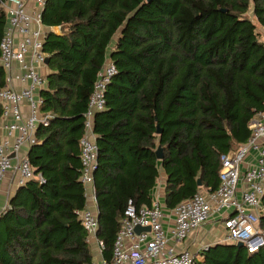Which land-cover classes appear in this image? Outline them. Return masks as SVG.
I'll use <instances>...</instances> for the list:
<instances>
[{"label":"trees","instance_id":"16d2710c","mask_svg":"<svg viewBox=\"0 0 264 264\" xmlns=\"http://www.w3.org/2000/svg\"><path fill=\"white\" fill-rule=\"evenodd\" d=\"M248 10L264 30V0L44 1L47 72L39 95L51 118L25 152L42 182L17 187L0 214V264L91 263L78 219L85 208L78 141L106 58L116 71L92 118L102 258L110 257L126 201L150 207L159 170L167 211L216 189L220 156L245 141L247 123L264 111V40ZM4 24L0 7V38ZM59 25L63 33L51 31ZM199 254L193 264H264V248L214 244Z\"/></svg>","mask_w":264,"mask_h":264},{"label":"built area","instance_id":"2783aa9c","mask_svg":"<svg viewBox=\"0 0 264 264\" xmlns=\"http://www.w3.org/2000/svg\"><path fill=\"white\" fill-rule=\"evenodd\" d=\"M45 0H0L5 24L0 38V66L4 85L0 88V189L6 174L17 177L16 188L36 179L25 152L38 140L35 131L46 126L49 112L40 109L39 91L45 85L41 68L46 53L42 49L45 27L41 10ZM108 59L96 72L83 113L79 138V177L83 187L85 208L78 213L86 242H93L98 259L90 264H193L202 261L199 252L212 244H202L194 252L180 245L211 218L221 227V239L213 244H241L247 253L264 248V230L260 227L264 198V111L249 122V135L235 149L220 156L218 185L214 191L195 193L172 210L152 198L150 207L136 208L129 199L110 250V257L101 256L103 244L95 238L96 215L86 206L95 207L92 173L96 163L95 135L92 118L103 109L104 91L115 73ZM6 205L0 208V214ZM165 212L171 216L167 230L162 229ZM135 227H148V232L135 234Z\"/></svg>","mask_w":264,"mask_h":264},{"label":"crops","instance_id":"0c3cea01","mask_svg":"<svg viewBox=\"0 0 264 264\" xmlns=\"http://www.w3.org/2000/svg\"><path fill=\"white\" fill-rule=\"evenodd\" d=\"M52 32L57 33L56 27L50 28ZM112 44L109 45V49H111ZM105 60H108L106 58ZM47 72L46 64L44 67L41 68V73L45 76ZM1 120H0V136L3 134V130L1 128ZM16 180L17 177L15 175H12L11 173H8L5 175L2 183H1V189H0V208L7 204V201L9 197L13 194V192L16 189ZM163 173L161 170L158 172V180L155 183V187L152 192V198L157 199L162 204V195H163ZM86 206L90 208L93 212H95V207H93V204L90 201H86ZM164 219L162 223V229L167 230L168 226L170 225L171 216L168 212H165ZM216 227L219 228V231H216ZM221 227L217 226L215 223V220L211 218L206 224H204L199 230L192 233L187 239L181 243V248H187L190 251H194L197 246L202 244H212L217 240V233L221 232ZM213 236L212 241H207V236ZM211 245V246H212ZM89 251L91 253V260L95 261L98 259V256L96 254V248L93 242L88 243Z\"/></svg>","mask_w":264,"mask_h":264},{"label":"water","instance_id":"95a60500","mask_svg":"<svg viewBox=\"0 0 264 264\" xmlns=\"http://www.w3.org/2000/svg\"><path fill=\"white\" fill-rule=\"evenodd\" d=\"M64 26L63 25H59L56 27V30H57V33L60 34V33H63L65 30H64ZM47 63V57H45L44 59V64ZM156 132H159V129L156 127ZM155 156H156V159L157 160H160L161 159V150L159 147L156 148L155 150ZM197 185H199L198 181H197ZM148 227H135L134 228V232L135 234H138L139 232H148ZM235 248H241V244L240 243H237L236 245H234Z\"/></svg>","mask_w":264,"mask_h":264},{"label":"rangeland","instance_id":"374dc122","mask_svg":"<svg viewBox=\"0 0 264 264\" xmlns=\"http://www.w3.org/2000/svg\"><path fill=\"white\" fill-rule=\"evenodd\" d=\"M246 17H248L249 19H251L252 20V22L254 23V24H256V31H257V33L259 34V36H260V39L261 40H264V30L262 29V28H260L259 27V25L257 24V22H256V20H255V17L253 16V14L251 13V10H248L247 12H246V15H245ZM54 30H56V29H54ZM216 231L218 232L219 231V228L218 227H216ZM207 237V241H212L213 240V236L211 237V236H209V235H206ZM222 238V235H221V232H219V233H217V239H221ZM195 251V250H194ZM193 250L191 251V252H194Z\"/></svg>","mask_w":264,"mask_h":264}]
</instances>
